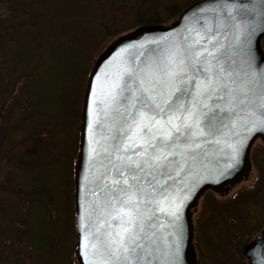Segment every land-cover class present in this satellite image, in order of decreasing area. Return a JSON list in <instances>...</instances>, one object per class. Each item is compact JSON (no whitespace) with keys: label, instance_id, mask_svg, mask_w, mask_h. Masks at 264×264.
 <instances>
[{"label":"rangeland","instance_id":"rangeland-1","mask_svg":"<svg viewBox=\"0 0 264 264\" xmlns=\"http://www.w3.org/2000/svg\"><path fill=\"white\" fill-rule=\"evenodd\" d=\"M184 2L0 0V264H79L71 203L76 125L67 123L77 81L89 56L90 69L110 40L138 27V17L168 24L178 14L169 18L167 6ZM250 155L244 181L227 193L206 192L193 210L199 264H248L242 247L264 229L260 140Z\"/></svg>","mask_w":264,"mask_h":264},{"label":"snow or ice","instance_id":"snow-or-ice-1","mask_svg":"<svg viewBox=\"0 0 264 264\" xmlns=\"http://www.w3.org/2000/svg\"><path fill=\"white\" fill-rule=\"evenodd\" d=\"M240 8L236 0L218 6L232 22L237 43L247 32ZM190 33L143 64L125 66L109 84L102 104L113 120L111 144L104 148L107 167L98 185L104 199L95 219L83 225L90 264H151L145 241L164 227L160 215L174 223L180 219L178 194L169 187L172 173L211 143L238 157L248 135L264 129V70L251 63L238 69L220 42L219 28ZM233 136L237 139L229 142ZM179 244L177 236V253Z\"/></svg>","mask_w":264,"mask_h":264},{"label":"water","instance_id":"water-1","mask_svg":"<svg viewBox=\"0 0 264 264\" xmlns=\"http://www.w3.org/2000/svg\"><path fill=\"white\" fill-rule=\"evenodd\" d=\"M236 2L241 5L238 18L247 27V32L240 36V43L234 40L232 22L221 16L218 10L222 0H197L168 24L141 25L116 36L92 62L83 93L78 151L73 167L75 256L79 264H90L93 259L91 250L86 247L88 233L83 225L95 219L100 211L96 206L104 199L98 185L99 177L107 167L104 148L111 144L108 137L113 120L105 116L102 104L109 84L125 66L143 64L163 50L183 43L184 38L191 34L190 29L205 26L214 30L219 28L220 42L238 69L247 70L248 63H251L256 71L264 70V32L261 30L264 0ZM239 131L245 134L243 129ZM236 139L233 136L229 142ZM258 139L264 143V129H257L248 135L238 157H233L223 144L205 145L197 150L195 159L187 156L182 169L172 173L174 179L169 181V187L174 194H178L176 203L181 204L180 219L174 223L173 218L160 215L158 224L164 227H158L157 236L145 241L151 264H197L193 254V210L206 191L227 193L249 176L252 169L250 151ZM177 224L182 231H177ZM177 236H180L178 253ZM242 252L249 264H264V230L255 236L254 241L246 244Z\"/></svg>","mask_w":264,"mask_h":264},{"label":"trees","instance_id":"trees-1","mask_svg":"<svg viewBox=\"0 0 264 264\" xmlns=\"http://www.w3.org/2000/svg\"><path fill=\"white\" fill-rule=\"evenodd\" d=\"M153 3H155V0H151ZM194 1H197V0H185L184 2V7H180V9L178 8V5L176 3H173V4H170L169 6H167V10L169 11V18H171L172 16H175L177 15L183 8H185L186 6H188L189 4L191 5V3H193ZM49 5V4H48ZM56 15H58L56 13ZM139 16V15H138ZM143 18V19H142ZM145 17H138L134 23L132 24L133 26H138V25H141V24H148L149 23V20L145 21L144 20ZM38 21V20H37ZM157 21V23H160V21L158 20H155ZM20 31V30H19ZM16 35V33H15ZM90 58V61L86 63V65H84V69H85V74L83 76V78H80V80L77 81V86H76V89H75V100H74V104L76 102V100L79 99V105H78V108L73 104V109H72V112L71 113V119H70V122H67L69 127L71 125H76V135H75V149H73V152H72V160H71V192H73V155H75L76 153V150H77V146L78 145V135H79V126H80V112H81V105H82V100H83V93H84V88H85V84H86V79H87V75H88V71H89V64L91 62V56H89ZM64 122V118L61 122L60 120V123H63ZM63 126V124H62ZM35 127V126H34ZM259 168V165L257 166ZM72 199V198H71ZM71 203H72V200H71ZM73 207V206H72ZM216 261H214V263L212 264H217L215 263Z\"/></svg>","mask_w":264,"mask_h":264}]
</instances>
